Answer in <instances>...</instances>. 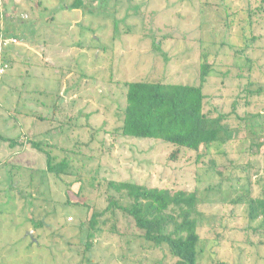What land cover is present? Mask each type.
I'll return each instance as SVG.
<instances>
[{"label":"rangeland","instance_id":"obj_1","mask_svg":"<svg viewBox=\"0 0 264 264\" xmlns=\"http://www.w3.org/2000/svg\"><path fill=\"white\" fill-rule=\"evenodd\" d=\"M80 1L0 0V34L17 40L0 75V135L17 141L0 139V264H172L120 213V235L85 246L107 180L196 190L199 264H264V227L244 210L264 194V0ZM201 51L204 111L226 114L233 139L198 158L119 135L125 82L197 84ZM30 140L67 157L60 177Z\"/></svg>","mask_w":264,"mask_h":264},{"label":"trees","instance_id":"obj_2","mask_svg":"<svg viewBox=\"0 0 264 264\" xmlns=\"http://www.w3.org/2000/svg\"><path fill=\"white\" fill-rule=\"evenodd\" d=\"M80 5L81 1L75 0L71 7L78 8ZM212 55L200 52L197 84L149 80L125 82V106L121 110L118 134L163 141L194 151L198 158L205 157L209 149L231 141L233 129L225 122L226 114L212 115L203 108V87L212 68L209 62ZM240 75L237 74L238 77ZM43 117L37 116L38 119ZM0 139L7 140L10 146L17 142L1 135ZM29 143L32 148L44 154V169L47 173L60 177L65 172L68 160L66 156L52 154L49 144L34 140ZM262 144L264 145V140ZM97 183L101 185L100 182ZM104 186V207H92L90 216L85 221L86 247L90 246V238L94 232L105 230L120 235L122 232L116 223V215L120 213L145 241L153 246H165L174 259L172 264H199L202 252V239L198 231L201 211L196 190L170 189L115 180H107ZM244 203L248 223L258 221V226L263 228L264 194L248 196ZM29 218L35 225L32 218ZM212 264L228 263L215 261Z\"/></svg>","mask_w":264,"mask_h":264},{"label":"built area","instance_id":"obj_3","mask_svg":"<svg viewBox=\"0 0 264 264\" xmlns=\"http://www.w3.org/2000/svg\"><path fill=\"white\" fill-rule=\"evenodd\" d=\"M9 43L15 44L17 43V40L14 37L0 38V75L8 68V62L4 59L3 51Z\"/></svg>","mask_w":264,"mask_h":264},{"label":"crops","instance_id":"obj_4","mask_svg":"<svg viewBox=\"0 0 264 264\" xmlns=\"http://www.w3.org/2000/svg\"><path fill=\"white\" fill-rule=\"evenodd\" d=\"M3 35L2 34H0V37H2ZM2 38H4V37H2ZM4 50H6V47H5V49ZM3 54H4V51H3ZM4 59H5V61H6V56H4ZM8 61V60H7Z\"/></svg>","mask_w":264,"mask_h":264}]
</instances>
